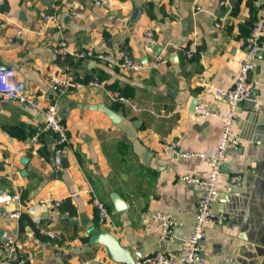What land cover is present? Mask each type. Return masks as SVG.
Wrapping results in <instances>:
<instances>
[{
    "label": "crops",
    "instance_id": "obj_1",
    "mask_svg": "<svg viewBox=\"0 0 264 264\" xmlns=\"http://www.w3.org/2000/svg\"><path fill=\"white\" fill-rule=\"evenodd\" d=\"M259 10L258 0H106L104 6L3 0L0 65L15 70L37 103L0 100V196L21 199L0 204V264L21 254L33 255V264H123L156 251L182 254L201 190L180 175L205 177L208 167L164 146L191 151L217 144L226 104L212 89L232 87ZM46 13L56 14L55 24L43 20ZM146 29L156 38L150 50L169 56L158 69L135 72L74 55L125 50L150 59ZM59 39L73 54L53 53ZM255 62L254 88L235 116L240 143L228 150L213 204L224 220L205 226L199 264H264V39ZM56 73L71 79L59 97L48 81ZM113 91L130 104L112 101ZM55 98L67 134L60 165L53 163L55 134L43 128V109ZM197 103L215 105V114L197 117ZM235 175L240 180L232 182ZM113 193L124 202L120 208ZM95 198L108 209L107 221H99ZM17 209L20 216L8 220ZM156 212L177 222L172 240L160 237ZM51 230L59 235L49 236ZM8 233H15L14 251L2 244Z\"/></svg>",
    "mask_w": 264,
    "mask_h": 264
},
{
    "label": "built area",
    "instance_id": "obj_2",
    "mask_svg": "<svg viewBox=\"0 0 264 264\" xmlns=\"http://www.w3.org/2000/svg\"><path fill=\"white\" fill-rule=\"evenodd\" d=\"M97 6H104L106 0H91ZM260 2V10L254 19L252 28L244 40L242 47V55L237 61L236 65V79L229 89L222 87H213V93L217 99H221L226 104L225 109L221 115V133L217 144L210 150H191L180 151L177 149L176 144H166L164 146L165 152H175L184 159L191 157H198L208 167V171L205 177H196L190 174L180 175V179L187 183L197 185L201 190V195L197 202V206L194 213V221L192 223L190 233L183 244L182 254L179 256L168 255L162 251H156L151 254L142 255L133 260L127 261L123 264H199L202 260V243L204 229L207 224L221 223L224 220L223 214L213 209V204L218 196V182L220 175L223 172V167L227 161V153L231 148H237L240 143V137L235 131V116L237 107L246 99L254 88V81L251 78V74L255 68V60L260 51L263 50L264 39V0H258ZM3 0H0V6ZM198 9V5L196 6ZM43 20L46 22L54 23L57 20L55 13H46L43 15ZM1 21V20H0ZM142 42L144 49H147L151 55L150 59L145 56L144 61L132 56L129 51H121L118 56L111 53H103L100 51H94L92 49H85L81 51H75L74 55L81 58L99 59L104 60L109 64H113L124 69L139 72L145 67L152 69H158L165 65L169 61V56L163 52H153L150 50L155 44V33L152 29H146L142 35ZM53 53L60 57H65L71 53L68 43L59 39L53 46ZM48 81L51 84L52 89L55 92L56 97L63 94L71 85V79L68 74L58 75L52 74L48 77ZM93 83L97 82V78H94ZM110 98L114 102L121 104H130V100L122 95L119 91H113L110 93ZM0 100H14L20 103H25L30 106H36V99L34 95L30 93L23 81L16 77V72L11 67L0 68ZM134 106V105H132ZM194 113L199 118H205L209 115H214L216 112L215 105L206 106L202 103H197L194 106ZM60 103L58 98L50 102L43 109L44 124L43 128L51 131L55 134V148L53 150V163L60 165L63 160V147L67 141L66 128L59 117ZM240 180L239 175L231 177L232 182ZM20 195L18 193L12 195H1L0 204H8L14 201L19 202ZM41 202L46 201L41 199ZM96 204L97 213L100 222L107 221L110 217L108 209L105 205L96 198L94 199ZM57 204V202H54ZM20 216L19 209L12 212H8L7 219H16ZM154 218L158 220L160 227V237L163 239L174 238L172 227L177 224L175 219L169 215H165L160 212L154 214ZM47 234L51 237L58 236L57 231H47ZM3 246L8 247L11 251L16 249V237L15 233H8L2 241ZM34 257L31 254H21L16 257L6 259L4 264H33ZM83 264H89L85 261Z\"/></svg>",
    "mask_w": 264,
    "mask_h": 264
},
{
    "label": "water",
    "instance_id": "obj_3",
    "mask_svg": "<svg viewBox=\"0 0 264 264\" xmlns=\"http://www.w3.org/2000/svg\"><path fill=\"white\" fill-rule=\"evenodd\" d=\"M156 49H157V47H156ZM3 67H7V66L0 65V68H3ZM112 196L114 197L119 208L124 205V202L116 193H113ZM112 245L115 247V243H112ZM130 260H133V259H130ZM130 260H128V261H130Z\"/></svg>",
    "mask_w": 264,
    "mask_h": 264
}]
</instances>
